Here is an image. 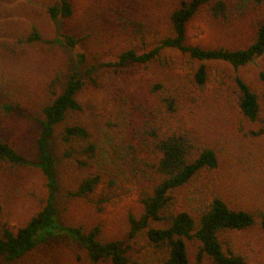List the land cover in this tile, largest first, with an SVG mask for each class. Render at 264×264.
<instances>
[{
  "label": "rangeland",
  "instance_id": "1",
  "mask_svg": "<svg viewBox=\"0 0 264 264\" xmlns=\"http://www.w3.org/2000/svg\"><path fill=\"white\" fill-rule=\"evenodd\" d=\"M118 1L73 0L74 16L55 22L47 7L59 0H0V136L37 162V140L42 132L36 120L37 111L48 99L53 81L59 79L58 91L62 93L77 72L85 81L77 95L82 110L72 114L68 123L85 126L103 149L100 156H104L89 167L76 166L64 157L61 135L65 125L58 128L51 150L61 182L56 201L59 218L65 225L86 229L101 226L103 240L126 241L132 246L134 264H145L155 249L146 234L136 239L128 236V216H140L143 206L134 183L116 173L120 164L105 159H112L108 150L110 137L116 134L114 131L131 126L134 119L138 122L137 110L141 106L153 104L149 89L152 81L185 84L183 115L203 141L218 149L219 167L203 173L201 179L208 184L206 189L201 187L203 192L196 193L197 183L178 190L173 204L162 213L165 219L153 222L152 226L165 228L169 218L182 211L191 212L197 220L194 209L204 205L205 198L213 194L225 198L232 207L259 214L264 211V131L260 132L264 124L250 122L240 115L231 104L230 87L235 76H239L262 95L260 73L264 72V55L239 69L225 62L206 63L208 81L204 87L195 82L200 62L177 51L167 52L169 65L165 67L158 63L148 68L130 66L117 73L104 63L115 62L124 49L142 47L140 38L119 31ZM181 1L130 0L134 16L147 19L160 31ZM259 21H264V8L233 17L231 23L215 21L204 12L191 23L188 43L210 48L245 47L252 42ZM34 27L42 38L31 44L27 39ZM60 34L86 39L73 51L53 42ZM77 52L86 54L83 63L77 62ZM6 104L16 108L8 113ZM96 174L101 175L102 184L94 194L88 198L68 196L69 189ZM35 193L47 196L46 180L39 169L0 165V221L15 229L24 225L39 210L40 201L33 196ZM221 239L235 252L245 255L250 264H264V230L259 224L245 231L223 233ZM188 250L192 264H213L208 257L199 260L198 241H191ZM0 264L93 263L78 244L58 236L18 261L0 258Z\"/></svg>",
  "mask_w": 264,
  "mask_h": 264
},
{
  "label": "trees",
  "instance_id": "2",
  "mask_svg": "<svg viewBox=\"0 0 264 264\" xmlns=\"http://www.w3.org/2000/svg\"><path fill=\"white\" fill-rule=\"evenodd\" d=\"M118 2L119 31L140 38L142 47L124 49L115 62L104 63L105 67L117 73L130 66L148 68L158 63L165 67L169 65L167 52L177 51L192 61L200 62L195 82L204 87L208 81L206 63L225 62L239 69L264 55V21L256 23L253 40L245 47L222 45L210 48L188 43L189 27L201 13L205 12L215 21L231 23L233 17L246 16L257 8H264V0H183L169 13L162 31L152 27L147 19L135 17L130 0ZM47 13L55 22L71 18L75 14L73 0H59L47 7ZM41 38L34 27L27 40L33 44ZM85 39L60 34L53 42L75 51ZM76 58L77 62L83 63L87 56L77 52ZM260 80L264 86V72L260 73ZM58 81L50 84L48 99L36 114V120L42 127L37 140V162L19 153L0 136V165L13 169H39L47 188L46 198L41 197V193L33 194L40 201L39 210L24 225L15 229L0 221V258L18 261L40 244L59 236L78 244L93 264H134L132 246L126 241L103 240L101 226L86 229L65 225L59 218L56 201L61 182L51 150V141L58 128L65 125L61 135L64 157L76 166L89 167L101 161L104 155H100L104 152L85 126L68 123L72 114L82 110L77 95L84 88L85 81L75 72L62 93L58 91ZM185 88L186 85L180 82L176 85L152 81L149 89L153 104L137 110L138 122L134 119L127 129L116 130L112 138L109 136L108 150L112 159H105L108 163L117 161L120 164L116 173L127 176L134 183L143 206L140 216L129 214L128 236L136 239L146 234L155 252L145 259V264H192L188 250L191 241L199 242V260L208 257L213 264H250L245 255L226 245L221 235L245 231L256 224L264 230V211L255 214L235 208L222 196L213 194V197L205 198L204 205L194 209L199 216L197 220L191 212L182 211L169 218L167 227L152 226L153 222L165 219L162 213L173 204L178 190L198 184L196 193L203 192L201 187L208 188L207 182L201 179L203 173L219 167L218 149L203 141L197 129L183 115ZM230 90L231 104L240 115L250 122L264 124V92L259 95L239 76H235ZM5 108L11 113L16 107L6 104ZM119 132L123 133L122 136H118ZM101 184L100 174L89 176L75 189H69L68 196L88 198Z\"/></svg>",
  "mask_w": 264,
  "mask_h": 264
}]
</instances>
